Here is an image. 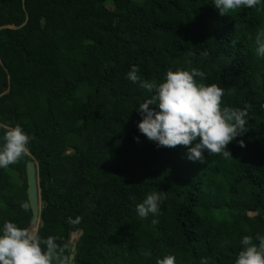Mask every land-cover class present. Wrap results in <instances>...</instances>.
Segmentation results:
<instances>
[{
	"label": "trees",
	"instance_id": "16d2710c",
	"mask_svg": "<svg viewBox=\"0 0 264 264\" xmlns=\"http://www.w3.org/2000/svg\"><path fill=\"white\" fill-rule=\"evenodd\" d=\"M260 32L264 0L224 16L213 0H0V124L34 137L29 156L0 168V229L30 225L20 202L34 162L38 234L68 245L80 233L68 245L73 264L165 255L235 264L242 237L264 235ZM133 65L157 82L169 68L203 71L195 79L224 89L222 108L248 106L249 131L227 146L231 155L205 152L203 162L182 145L157 147L138 129L139 104L152 93L126 78ZM2 137L0 129V145ZM152 191L166 195L160 214L141 218L135 207Z\"/></svg>",
	"mask_w": 264,
	"mask_h": 264
},
{
	"label": "clouds",
	"instance_id": "9594fccd",
	"mask_svg": "<svg viewBox=\"0 0 264 264\" xmlns=\"http://www.w3.org/2000/svg\"><path fill=\"white\" fill-rule=\"evenodd\" d=\"M260 3L261 0H213L222 16L242 7L255 8ZM255 44L257 55L264 56V32L256 35ZM139 71L133 65L126 78L152 95L139 104L142 119L138 129L157 147L182 145L188 148L186 155L189 160L203 162L205 152L225 157L231 155L227 146L249 131L248 106L222 108L224 89L217 84L198 83L195 79H204L203 71L195 67L190 70L169 68L160 82L142 80ZM0 129H3L0 168L7 169L30 155L29 144L34 137H30L19 123L15 126L0 124ZM136 140L139 142V137ZM239 145L246 147L242 139ZM165 199L163 192L152 191L136 205L135 211L141 218H147L149 214L157 216ZM20 207L29 211L31 202L22 201ZM79 220V217L76 220L69 217L68 222L76 224ZM157 222L153 220V223ZM58 239L52 235L42 238L34 228H21L15 222L5 221L0 229V264H73V254L68 251V245L58 243ZM156 264H176V257L165 255L157 258ZM200 264H209V261L202 258ZM235 264H264V235L257 233L255 238L244 235Z\"/></svg>",
	"mask_w": 264,
	"mask_h": 264
},
{
	"label": "water",
	"instance_id": "95a60500",
	"mask_svg": "<svg viewBox=\"0 0 264 264\" xmlns=\"http://www.w3.org/2000/svg\"><path fill=\"white\" fill-rule=\"evenodd\" d=\"M24 178L26 179V183H27V189H26L27 200L31 202L30 227L36 228V231L38 232V226L40 224L39 212L41 209V204H40V190L38 188L39 178H38V170L36 163L28 162L26 164ZM72 254L74 259V252H72Z\"/></svg>",
	"mask_w": 264,
	"mask_h": 264
},
{
	"label": "rangeland",
	"instance_id": "374dc122",
	"mask_svg": "<svg viewBox=\"0 0 264 264\" xmlns=\"http://www.w3.org/2000/svg\"><path fill=\"white\" fill-rule=\"evenodd\" d=\"M249 215H251V214H249ZM14 222L21 228L30 227V225H25L22 222H16L15 220H14ZM34 229L36 230V228H34ZM79 236H80V233H72L71 236H70L68 245L71 246L72 248H74L75 247V243L78 240Z\"/></svg>",
	"mask_w": 264,
	"mask_h": 264
}]
</instances>
